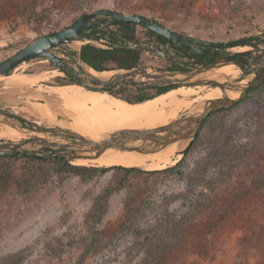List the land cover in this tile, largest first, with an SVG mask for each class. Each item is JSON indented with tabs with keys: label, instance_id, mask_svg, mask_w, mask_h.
<instances>
[{
	"label": "rangeland",
	"instance_id": "rangeland-1",
	"mask_svg": "<svg viewBox=\"0 0 264 264\" xmlns=\"http://www.w3.org/2000/svg\"><path fill=\"white\" fill-rule=\"evenodd\" d=\"M94 5L143 14L206 41L264 35V0ZM84 9L81 0H0V60L39 34L69 25ZM142 61L165 64L148 53ZM48 70L56 69L36 58L8 74ZM51 74L30 87L66 84L63 73ZM4 90L18 98L6 97L3 109L38 120L24 110L25 95L37 99L32 93ZM45 112L68 119L50 107ZM176 157L156 174H131L119 190H111L122 177L115 165L87 163L110 169L85 174L64 171L52 158H0V264H264V85L212 114L174 163Z\"/></svg>",
	"mask_w": 264,
	"mask_h": 264
},
{
	"label": "water",
	"instance_id": "water-1",
	"mask_svg": "<svg viewBox=\"0 0 264 264\" xmlns=\"http://www.w3.org/2000/svg\"><path fill=\"white\" fill-rule=\"evenodd\" d=\"M129 22L136 23L165 37L171 44L176 45L177 50L182 54H201L211 57L188 59L168 52L160 42L155 44L154 40L147 38H127L120 34L118 29L121 24ZM99 26H113L115 28L114 38L120 41L121 47L156 55L176 64L187 65L188 68L167 70L145 64L130 69H113L115 73L108 77L92 74L83 67V64H87L81 57L80 41L86 38H89V41H98V38L91 37L90 34L92 33L86 30ZM190 39L188 36L171 30L143 14L124 13L111 8L94 9L67 26L37 36L24 47L0 60V75L7 74L27 60L37 58L51 63L54 69L63 74L68 72L73 74L75 78L70 84L80 85L86 90L113 94L122 85L141 88L170 87V89L182 85H205L206 87H218L222 96L195 102L166 125L144 129L124 128L115 130L106 133L99 140L44 121L38 122L34 119V122L29 123V125H33L31 128L10 122L0 116V123L8 124L25 134L24 138L15 141L6 139L0 141V157L19 156L42 160L61 158L71 162L75 158L88 155L97 156L107 149L154 152L174 141L188 139V143L180 152L183 155L211 113L238 104L246 97L250 89L264 84V35L241 36L228 41H206L196 38L191 42ZM76 43L79 44L76 45ZM151 43H154V46ZM195 43H201L204 47H199ZM182 45H186L187 48ZM245 45L250 46V49L230 50L236 46ZM61 47L71 50L73 66L65 63L57 53V48ZM228 63L235 64L240 70V75L237 78L224 74L219 75L215 71V69ZM244 78H247V81L241 83ZM4 89L0 90V104L6 97L18 98L6 94ZM227 90L235 91L237 95L229 97L226 94ZM23 91L29 94L39 93L35 87H25ZM41 95L45 97V94L42 93ZM55 109H57L58 114H61L59 108L55 106ZM0 113L21 119V116L3 109L1 105ZM39 133L44 136H38ZM34 146H43L45 150L33 148ZM133 168L142 169L138 166Z\"/></svg>",
	"mask_w": 264,
	"mask_h": 264
},
{
	"label": "bare ground",
	"instance_id": "bare-ground-1",
	"mask_svg": "<svg viewBox=\"0 0 264 264\" xmlns=\"http://www.w3.org/2000/svg\"><path fill=\"white\" fill-rule=\"evenodd\" d=\"M78 44L76 43V45ZM248 49H250V46L245 45L236 46L230 50L240 51ZM83 67L92 74L102 77H108L115 73L114 70L98 72L85 64H83ZM56 70H48L36 74L15 72L8 75H0V81L7 90L21 91L24 87H30L38 82H42L46 78L47 73L58 74L61 72L59 70L57 72ZM215 71L219 75L224 74L232 78H234V73L236 75L240 73V70L233 63L224 64L215 69ZM246 81L247 78H244L241 80V83H245ZM41 86L45 87L43 88L45 89L44 91H39V93L33 95L30 94L37 99H30L27 95L24 96V101L29 104L24 110L35 115L38 122L44 121L45 123L62 128L66 127L73 132L94 140H99L106 133L124 128L144 129L166 125L195 102L222 96V92L218 87L182 85L140 102H127L107 92L86 90L76 84H61L60 86L41 84ZM42 93L45 94V97L41 95ZM226 94L229 97H234L237 95V92L227 90ZM53 101H58L62 107H59L60 105L58 106ZM54 105L68 119H62L56 114L45 112L47 107L56 111ZM38 136L44 135L39 133ZM24 137L25 134L23 132L8 124L0 123V138L3 140L15 141ZM187 143L188 139L174 141L154 152L107 149L97 156L88 155L86 157L75 158L71 162L83 165L93 163L96 165L122 167L138 166L151 171L167 166L171 156H177L173 161L175 163L181 156L180 152Z\"/></svg>",
	"mask_w": 264,
	"mask_h": 264
},
{
	"label": "trees",
	"instance_id": "trees-1",
	"mask_svg": "<svg viewBox=\"0 0 264 264\" xmlns=\"http://www.w3.org/2000/svg\"><path fill=\"white\" fill-rule=\"evenodd\" d=\"M81 4L85 5V9L77 16L75 17L71 22H75L79 18H81L83 15L86 13L97 9L94 5V0H81ZM108 8V7H107ZM111 8V7H109ZM113 10L122 12L119 9L112 8ZM41 21V16L36 19V26H32L33 30L38 29V24ZM157 23H160L159 21L156 20ZM163 25V24H162ZM142 28L144 32H142L144 37L148 38H158L162 43H166L167 39L165 37H162L158 35L157 33L153 32L152 30L145 29L144 27L136 24V23H125L121 24L119 26V32L127 37V38H135V37H141L140 33H138V29ZM41 35V34H39ZM80 53L83 61L92 67L95 70L98 71H105V70H113V69H130L132 67L136 66H141L144 64L142 61V53L134 50V49H128L125 47H116V48H101L99 46H96L93 43H84L81 45L80 48ZM188 58H206L210 57L208 55H201V54H193V55H187ZM50 66H52L51 63H49ZM172 68H177V69H184L185 67L180 66L178 64H172ZM8 74V72H7ZM66 83H71V80H64ZM264 85V84H263ZM257 86L252 89H250L244 99H246L249 94L261 87ZM170 89V87H154V88H141V87H133L131 85H124L122 86L119 90L113 92L114 97H118L121 99H124L127 102H140L143 101L147 98H150L154 95L160 94L162 92L167 91ZM243 99V100H244ZM242 100V101H243ZM241 101V102H242ZM240 103V102H239ZM237 105V104H235ZM234 105V106H235ZM233 107V106H232ZM231 108V107H229ZM229 108H223L220 110H217L213 113H211L208 118L203 122V124L210 118V116L216 112H219L221 110H226ZM201 125L200 129L198 130L195 139H197L200 135L201 128L203 126ZM0 158H7L11 159L13 157H0ZM28 160L31 161H42V159H35V158H30V157H25ZM52 161L56 162V164L60 165V168H62L64 171H75V172H81L85 174H97V173H103L107 171L108 167H102V166H85V165H74L69 163L66 160H63L61 158H52ZM117 169L122 177L118 180V184L114 187L111 188V190H119L125 185V181L127 180L128 176L135 172H142L141 169L138 168H133V167H122V166H115L111 167ZM158 170H151L147 172L148 174H156Z\"/></svg>",
	"mask_w": 264,
	"mask_h": 264
},
{
	"label": "flooded vegetation",
	"instance_id": "flooded-vegetation-1",
	"mask_svg": "<svg viewBox=\"0 0 264 264\" xmlns=\"http://www.w3.org/2000/svg\"><path fill=\"white\" fill-rule=\"evenodd\" d=\"M119 30V29H118ZM86 31H88L89 33H91V32H104V33H107V34H109V38H111V39H113L114 38V34H115V28L113 27V26H99V27H95V28H89V29H87ZM120 33V32H119ZM121 34V33H120ZM181 34V33H180ZM184 35V34H183ZM187 36V35H186ZM189 38H191L190 39V41L192 42L194 39H196V38H192V37H190V36H188ZM135 38H137V39H142V38H147V39H151V40H154L155 41V44L157 43V42H160L161 44H162V47L165 49V50H167L168 52H171V53H174V54H177V55H181L182 57H184V58H188L187 57V55H189V54H182L179 50H177V46L176 45H173V44H171L168 40H167V42L166 43H162L158 38H148V37H135ZM154 43H151V45L152 46H154L153 45ZM197 46H199V47H204V45H202L201 43H195ZM178 45H180V43H178ZM122 46V44H120L118 47H121ZM184 48H187V46L186 45H182ZM61 50L62 51H64L65 53L66 52H68L69 50H67V49H65V48H63V47H61ZM140 52V51H139ZM142 54H143V52H141ZM67 54H69V56L71 55L70 53H67ZM152 55V54H151ZM193 55V54H192ZM154 57H156V58H159L161 61H164V65H162V64H160V65H156V67H159V68H163V69H167V70H184V69H187L188 68V66L187 65H184V64H178V65H180V66H183V67H185L184 69H177V68H172V64H176V63H173V62H170V61H168V60H165V59H162V58H160V57H158V56H156V55H153ZM211 57V56H210ZM206 58H209V57H206ZM188 59H196V58H188ZM37 60H40V59H37ZM62 60L65 62V63H67L68 65H70V66H73V61H72V59H70L69 57L67 58V59H64V58H62ZM76 68V67H75ZM77 69V68H76ZM78 70V69H77ZM63 77L65 78V80H71L72 82H73V80H74V78H75V76L73 75V74H71V73H64L63 74ZM66 84H70V83H66ZM122 86H124V85H122ZM121 86V87H122ZM120 87V88H121ZM119 88V89H120ZM118 89V90H119ZM0 116L2 117V118H5L6 120H8V121H10V122H15V123H18V124H20V125H22V126H25V127H33V125H29V123L30 122H34L35 120H34V118H32V119H29V118H26V117H24V116H21V119H16V118H13V117H10V116H6V115H4L3 113H0ZM70 139H72L71 137H70ZM41 150H45V148L43 147V146H41Z\"/></svg>",
	"mask_w": 264,
	"mask_h": 264
},
{
	"label": "built area",
	"instance_id": "built-area-1",
	"mask_svg": "<svg viewBox=\"0 0 264 264\" xmlns=\"http://www.w3.org/2000/svg\"><path fill=\"white\" fill-rule=\"evenodd\" d=\"M91 33H92L90 34L91 37L98 38L99 40L89 41L90 39L86 38L85 40L80 41V46L83 45L84 43H93L96 46H99L101 48H115L121 44L120 41L116 40L115 38L113 39L109 38L108 37L109 34L107 33H104V32H91ZM57 53L59 54L61 58L67 59L69 57L70 59H72L71 50L65 53L64 51L61 50V48H57ZM67 53H70L71 55L69 56V54Z\"/></svg>",
	"mask_w": 264,
	"mask_h": 264
}]
</instances>
